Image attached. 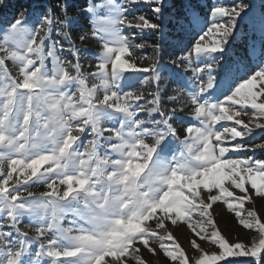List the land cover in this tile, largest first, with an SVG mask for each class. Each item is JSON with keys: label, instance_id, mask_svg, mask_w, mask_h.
Here are the masks:
<instances>
[{"label": "clouds", "instance_id": "9594fccd", "mask_svg": "<svg viewBox=\"0 0 264 264\" xmlns=\"http://www.w3.org/2000/svg\"><path fill=\"white\" fill-rule=\"evenodd\" d=\"M8 7L0 0V264H150L142 249L151 264L161 253L264 264V67L248 87L222 84V57L166 75L160 49L127 56L141 47L125 34L138 21L116 0H89L81 32L80 10L5 18ZM216 205L246 241L220 237ZM185 227L205 243L182 247Z\"/></svg>", "mask_w": 264, "mask_h": 264}, {"label": "trees", "instance_id": "16d2710c", "mask_svg": "<svg viewBox=\"0 0 264 264\" xmlns=\"http://www.w3.org/2000/svg\"><path fill=\"white\" fill-rule=\"evenodd\" d=\"M88 2L89 0H68V11L75 14L77 10L87 7ZM92 2L100 4L103 0H92ZM213 2L214 0H164V7L160 14L154 13L152 6L141 4L134 6L129 15H143L153 23L159 25L157 31L145 32L138 37V41H147L145 37L150 36L155 38L153 44L158 45H180L184 41V29L188 26L191 27L195 34V40L193 43L189 44L188 50L179 53L180 56H182L185 54L188 55L189 51L193 49V46L199 40L200 36L209 30L213 9L221 5H214ZM8 3V9H5L3 13L4 17L7 18L14 17L21 9L28 8L29 5H32V8L41 5V12L48 7H51L54 14H59L62 11V9L57 8V0H8ZM239 3L240 0L237 1V4L230 3L222 6L237 7ZM250 6L253 8L254 5L250 3ZM256 8H258V5ZM30 10L32 11L31 8ZM260 10L264 11V5L260 7ZM202 17H205V19L208 20V23L204 25V30L200 31ZM89 20L90 16L88 14L81 13L78 18V23L75 26H80L86 31L89 28ZM244 24L247 23L245 22ZM74 29L75 28H73V30ZM125 31L127 32V29H125ZM259 32L256 33L253 31L249 36V30L246 29V25H243L241 29H236V32L232 35L234 37L230 38V42L227 45L228 47L225 48L223 53L218 54L219 57L223 58V62L226 61L229 64V68L233 69L231 73L229 70H224L225 72L221 73V77L226 76L230 78L233 72L239 70L241 65L240 62L248 63L251 62V60H255V56L250 53L252 52L250 48H257L258 36L260 35ZM159 34H162V37H159ZM195 56L193 49L192 59L195 58ZM259 157H264V153L259 154Z\"/></svg>", "mask_w": 264, "mask_h": 264}, {"label": "rangeland", "instance_id": "374dc122", "mask_svg": "<svg viewBox=\"0 0 264 264\" xmlns=\"http://www.w3.org/2000/svg\"><path fill=\"white\" fill-rule=\"evenodd\" d=\"M237 1L238 0H214L213 4L214 5L221 4L218 7H223L222 5H226L230 3L237 4ZM250 3L254 5L253 8H251ZM257 5H258L259 10L258 8H256ZM262 5H264V0H240L239 5L237 6V7H243L245 11H243L240 14V16L235 20V29L232 35H234V33L236 32V29L238 28L241 29L243 25L244 26L246 25V29L249 30V36L252 34L253 31H255L256 33L260 31L259 32L260 35L258 36L257 48H254V47L250 48L252 51L250 53L255 56V60H251V62H248V63L240 62L241 65L239 67V70L237 72H233L234 74L232 73V76L230 78L226 76H222V77L227 78L228 82L232 85V87H235L240 82H243L244 80L250 78L258 70H260L261 67H264V11L260 10V7ZM227 19H228L227 17L217 18L212 13L209 29L214 23H217V22L223 23V22H226ZM245 22L247 24H244ZM207 23H208V20H206L205 17H202L200 31L204 30L205 28L204 25ZM74 28H75L73 30L74 32L85 31L84 28L80 26H75ZM204 34L205 32L201 36H203ZM183 35H184V41L180 45H175V46H164L162 44L159 45V49L161 50V53H162V61H161L163 65L162 71L166 75L169 72L173 73L177 77H182L184 75L182 71L183 67H178L177 64L173 63L172 61L180 56L179 53H182L188 50L189 44L193 43V41L195 40V34L193 33V30L191 29V27L188 26L187 28L184 29ZM159 37H162V34H159ZM231 37H234V36H231ZM145 38L147 39L146 42L149 44H153V40H155V38H152L150 36H146ZM230 38L228 40V43L230 42ZM215 39H217V36L213 34H209V36L206 37V40H209V41H214ZM227 45L225 48L228 47ZM92 46H93L92 43H89V47H92ZM143 52L145 55H150L151 49H144ZM183 56H187V54ZM195 58H193L192 60H194ZM224 70H229L230 73L233 70L232 68H229V64L226 61L222 62L221 73L225 72ZM186 75L190 76L191 72L189 71L188 73H186ZM260 87H264V85H259L256 88L257 92L260 90ZM260 139H264V137H261ZM247 155H251V153H248ZM253 186L258 188L259 184L254 183ZM246 188H248V192L250 195L254 194L255 190L251 189L250 185H246ZM255 199H256V206H257V209L259 210L261 218L264 219V198H255ZM246 207H251V205L250 204L246 205ZM214 208L216 209V211L214 212V215H215V221H216L217 227L219 228L221 233L226 237V239H228L230 242H233L235 240L246 241L249 238L248 230L244 229L243 226L239 224L234 214L228 213L224 209L223 205H216L214 206ZM169 227H171V225H169ZM174 235L181 243V246L185 248L189 247L190 239H197V242L201 243L202 245L205 243L204 241H199L198 237H195L194 234L190 233V231L187 230L186 227L180 229L179 231H176ZM142 251L144 252L145 260L149 261L151 264V261H153L155 257L152 254L147 253L146 250L144 249H142ZM262 255H264V253H262ZM160 259L164 262V264H168L166 258L163 257L162 253L160 254ZM242 259H246V258H242Z\"/></svg>", "mask_w": 264, "mask_h": 264}, {"label": "snow or ice", "instance_id": "6c2138e0", "mask_svg": "<svg viewBox=\"0 0 264 264\" xmlns=\"http://www.w3.org/2000/svg\"><path fill=\"white\" fill-rule=\"evenodd\" d=\"M117 5H119L121 8H128L129 10L125 13L127 18L130 21H138V23H132L130 24L125 31V34L128 35L134 42L138 45H141V47L133 50L132 48L127 49V56L130 57L132 55L140 56V57H148L151 55H154L157 50H159L158 44H149L146 41L140 40L138 42V37L145 32H154L159 29V25L153 23L149 19H147L143 15H129V13L132 11L134 6H138L141 4H147L152 6V10L156 14H160L164 7V0H135V3L131 4V7L129 8V5L124 3V0H116ZM61 5H64L68 9V0H57V8L61 9ZM28 8L32 9L33 17L35 18L37 12L42 10L41 5H37L36 8H32V5H29ZM89 8V2L87 7L79 9L81 13H86L90 16V13L88 12ZM243 9V10H242ZM245 11L243 7H216L213 9V14L217 18L221 17H227L228 19L226 22H217L214 23L210 29L203 35L201 38L195 43L193 46L194 51L196 53V56H214L219 58L220 53H223L225 50V47L228 43L229 38L232 36V33L235 29V20L240 16V14ZM219 20V19H218ZM135 30V31H133ZM209 34H213L217 36V39L214 41L206 40V37L209 36ZM144 49H151L150 55H145L143 50ZM192 50L189 51L187 56H179L172 62L177 64L178 67H184L185 65H190L192 61ZM136 68L140 69V65L137 62ZM144 74H150L152 69L151 67H144L143 69H140ZM253 76V75H252ZM251 76V77H252ZM250 77V78H251ZM246 79L243 82H240L237 86L243 85L245 87H248L247 81L250 79ZM222 84L225 85L228 88H231L232 85L228 82L226 77H222ZM243 154V153H241ZM251 189L255 190L257 192V187L251 186ZM248 191V188H247ZM259 194V193H258ZM213 211H216L215 208H213ZM222 211V210H221ZM216 224V221H214ZM217 226V224H216ZM218 228V227H217ZM180 229H177L176 231H179ZM219 230V228H218ZM219 235L222 238H226L221 231L219 230ZM228 243H231L227 239ZM168 243H171V241H168ZM147 253L152 254L153 253L148 252ZM155 257V256H154ZM246 258V259H242ZM262 261H264V255H262ZM220 264H253V261L250 256L247 254L245 255H229L226 256L224 259L220 261Z\"/></svg>", "mask_w": 264, "mask_h": 264}]
</instances>
